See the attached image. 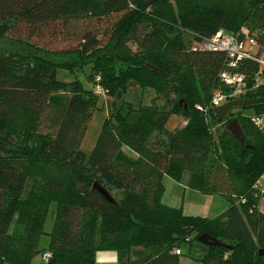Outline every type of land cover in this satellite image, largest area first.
<instances>
[{"label": "trees", "instance_id": "trees-1", "mask_svg": "<svg viewBox=\"0 0 264 264\" xmlns=\"http://www.w3.org/2000/svg\"><path fill=\"white\" fill-rule=\"evenodd\" d=\"M147 1L0 0V264H33L53 202L56 223L45 250L53 254L51 264H96L100 251H115L118 264H179L176 250L203 234L226 246L205 245L202 264H264V194L256 187L264 174V138L241 109L226 121L198 109L209 105L226 63L223 53L193 50L221 29L243 27L264 45V0ZM113 17L106 41L89 27L68 50L34 44L42 54L25 55L2 43H30L59 23ZM86 67L88 80L114 99L88 157L80 146L97 93L58 78L59 70ZM132 83L155 91L151 105L126 101ZM247 98L264 99V89ZM252 107L264 111V103L243 109ZM173 113L187 124L168 134ZM233 120L244 143L227 129ZM215 124H224L216 146L210 141ZM215 166L231 186L224 213L191 216L163 202V177L181 181L186 172L189 188L222 194L213 182ZM96 182L115 204L93 189Z\"/></svg>", "mask_w": 264, "mask_h": 264}, {"label": "rangeland", "instance_id": "rangeland-1", "mask_svg": "<svg viewBox=\"0 0 264 264\" xmlns=\"http://www.w3.org/2000/svg\"><path fill=\"white\" fill-rule=\"evenodd\" d=\"M83 1V0H81ZM169 2V0H168ZM168 2L164 3V7H167ZM171 3H175L174 0H170ZM79 7L83 6V3L78 4ZM116 17L109 19L98 20L96 18H85L77 22H70L67 25L59 23L55 26H50L44 30V36L42 38L36 37L29 42H21L15 40L4 41L3 46L14 52L20 54L32 55L33 53L42 54L41 50L34 46L45 47L47 49L61 51L75 48L80 43L84 32L90 27L94 30H98L99 36L104 38L106 41L108 37L106 34L109 32L111 25L115 21ZM192 32H186V37L193 40ZM24 32L22 33L23 36ZM188 34H190L188 36ZM24 37V36H23ZM134 50H137V46L133 45ZM91 67H86L83 70H75L73 72H67L64 70L58 71V78L64 82H71L74 80L80 81L84 90L88 92H96L97 101L96 106L92 108L89 114L88 123L85 129L84 138L80 146L83 154L88 157L96 146L97 139L103 125L106 122L110 114L109 107L113 104L114 99L110 98L105 91L97 92V85L93 84L88 80V76L91 74ZM125 99L134 108H140L141 106L151 105L156 99V93L152 89H142L135 83L130 84V88L125 92ZM157 104L159 107L164 106V99H158ZM203 106L198 104L197 106ZM250 111V109H247ZM209 118V117H208ZM185 119L178 113H173L169 117L166 124V130L168 134L174 133L177 129L183 128L185 125ZM224 124H215L211 127V133L215 137H211L210 141L213 142L214 146L219 143L218 130L223 131ZM126 152L132 154L128 149ZM211 163V161H209ZM215 179L214 183L219 184L222 194H207L201 191L189 188L187 186V180L189 173L186 172L181 181H177L166 175L163 177V202L173 208H181L186 215L201 216L214 218L224 213L229 205L230 200L226 194L229 193L231 186L227 180L226 175L219 171V168L215 166L213 170ZM219 176V178H216ZM119 192V191H118ZM116 189H113V194H118ZM259 209L264 214V196L259 201ZM57 214V205L53 202L50 205L48 214L45 219L44 234L41 236L39 241V250L41 251L33 260V264H41V253L48 249L51 242V234L55 228ZM17 217L14 218L12 223V229L16 224ZM182 255L179 257V264H202V259L207 252V247L198 241H194L192 244L184 243L181 245ZM108 264H114L109 262ZM118 264V263H117Z\"/></svg>", "mask_w": 264, "mask_h": 264}, {"label": "built area", "instance_id": "built-area-1", "mask_svg": "<svg viewBox=\"0 0 264 264\" xmlns=\"http://www.w3.org/2000/svg\"><path fill=\"white\" fill-rule=\"evenodd\" d=\"M193 50L223 53L226 63V68L220 74V82L214 89L209 105L198 106L199 110L214 111L233 101L252 100L247 98L249 94H255L264 89V45L249 28L243 27L236 32L221 29L211 37L195 42ZM103 91L100 86L97 87V92ZM243 108L237 107L233 113H239V109L243 110L242 115L249 119L264 138V111H257L253 107L248 108L250 111ZM186 124L187 122L184 123ZM256 187L264 194V174L257 181ZM176 254L182 255V250H176ZM52 258V252L45 251L41 255V264H51Z\"/></svg>", "mask_w": 264, "mask_h": 264}, {"label": "water", "instance_id": "water-1", "mask_svg": "<svg viewBox=\"0 0 264 264\" xmlns=\"http://www.w3.org/2000/svg\"><path fill=\"white\" fill-rule=\"evenodd\" d=\"M154 0H148L146 2V5L149 6ZM147 67L156 71V72H162L159 68L147 64ZM264 103V99H252V100H237L230 103H227L223 106H220L214 110L215 115L219 120L226 121L230 114L233 113V110L237 107H251L253 105ZM227 129L231 132V134L238 139L240 142H245V137L241 128L240 123L238 120H233L227 124ZM0 145H4V143L0 140ZM93 189L98 192L102 197H104L109 203L115 204V201L113 197L109 194V192L104 189L102 186H100L99 183H95L93 186ZM198 241L204 245L208 246H226L219 240L211 237L208 234H203L199 237ZM259 256H264V249H261L259 251Z\"/></svg>", "mask_w": 264, "mask_h": 264}, {"label": "crops", "instance_id": "crops-1", "mask_svg": "<svg viewBox=\"0 0 264 264\" xmlns=\"http://www.w3.org/2000/svg\"><path fill=\"white\" fill-rule=\"evenodd\" d=\"M118 263L117 253L115 251H100L96 255V264Z\"/></svg>", "mask_w": 264, "mask_h": 264}]
</instances>
